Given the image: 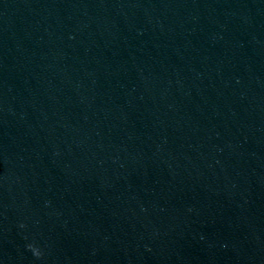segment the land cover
Listing matches in <instances>:
<instances>
[{"label":"clouds","instance_id":"obj_1","mask_svg":"<svg viewBox=\"0 0 264 264\" xmlns=\"http://www.w3.org/2000/svg\"><path fill=\"white\" fill-rule=\"evenodd\" d=\"M28 248L33 252V254L36 256V257H39L41 255V252L38 248H36L35 246L33 245H28Z\"/></svg>","mask_w":264,"mask_h":264}]
</instances>
